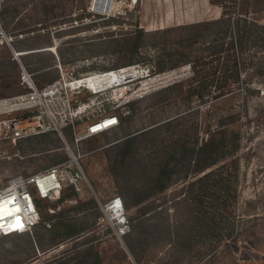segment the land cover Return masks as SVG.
Here are the masks:
<instances>
[{
	"label": "rangeland",
	"instance_id": "rangeland-1",
	"mask_svg": "<svg viewBox=\"0 0 264 264\" xmlns=\"http://www.w3.org/2000/svg\"><path fill=\"white\" fill-rule=\"evenodd\" d=\"M94 1L0 0V98L29 90L22 64L40 89L63 75L137 71L72 96L91 106L62 133L14 142L4 129L1 187L73 153L85 177L81 190L66 178L46 198L31 185L40 219L0 236V264H73L92 252L103 264H264V0H112L108 12ZM240 14L260 29L236 31ZM93 113L126 119L77 142ZM114 195L129 220L123 235L102 207ZM62 223L82 231L70 236Z\"/></svg>",
	"mask_w": 264,
	"mask_h": 264
},
{
	"label": "built area",
	"instance_id": "built-area-1",
	"mask_svg": "<svg viewBox=\"0 0 264 264\" xmlns=\"http://www.w3.org/2000/svg\"><path fill=\"white\" fill-rule=\"evenodd\" d=\"M16 55L19 54L16 53ZM21 66V83L29 90L27 93L19 94L15 98H0V114L7 115V118H0V135L4 134V129L7 128L6 136H12L14 142L30 133L44 132L49 129L56 128L62 133L63 125L74 124L76 120L86 114L88 108L91 106L92 101L78 104L71 102L72 96L81 92V89H87L93 94H99L133 81L135 77L125 82L107 83L98 88L86 85L87 80L91 78H104L109 76V74L120 73L129 68H136L135 66H131L95 72L80 77H71L70 81L65 80L67 76L63 75L58 80L40 89L33 79V74L23 64ZM58 67L61 68V65H58ZM58 102L63 103L66 111V119H62L61 117L60 124H58V116H60L61 112L58 110ZM46 103H52L55 109L53 111L50 110ZM12 106L16 107L8 109V107ZM93 115L94 118L88 123L86 128L77 134V142L107 132L120 124V118L117 114L93 113ZM74 161L79 163L75 153H73L72 160L68 161V164L65 166L56 165L41 170L29 177L16 176L11 178L5 186H0V220L11 219L12 217L8 218L9 215H2L1 213L11 210L10 208L13 206L19 205L17 214H19L23 222L22 226L15 228L8 227L7 223L0 222V236L25 232L38 223L40 214L31 185L43 198L50 197L53 191L60 193L66 178L70 179V182L75 183L78 190L82 189L79 183L82 179L84 180L85 174L80 166L77 171L74 172L72 170ZM32 199L34 200V206L31 204ZM102 207L106 215L119 227L120 235L125 234L129 228V220L122 197L114 195Z\"/></svg>",
	"mask_w": 264,
	"mask_h": 264
},
{
	"label": "bare ground",
	"instance_id": "bare-ground-1",
	"mask_svg": "<svg viewBox=\"0 0 264 264\" xmlns=\"http://www.w3.org/2000/svg\"><path fill=\"white\" fill-rule=\"evenodd\" d=\"M97 3L99 5H102L104 9L105 8L109 9L111 7L112 0H97ZM106 12H108V10ZM135 70L136 69L124 70L123 72H120V73L109 74V76H106L104 78H101V77L100 78H91L90 80L86 81V85L98 88L99 86H102V85L107 84V83L113 84V83H119L121 81L125 82V81H128V80L132 79L133 77H135L136 72H137ZM15 107L16 106L8 107V109L15 108ZM56 192L53 191V193H56ZM57 193H59V192H57ZM31 204L33 206L35 205L33 199H32ZM18 207H19V205H17L16 207L13 206L10 208L11 210H7V211L2 212L1 213L2 215H9L8 218H10V217H12V218L11 219H1L0 222L7 223L8 224L7 226L12 227V228L22 226L23 222L21 220V217H19V214H17Z\"/></svg>",
	"mask_w": 264,
	"mask_h": 264
},
{
	"label": "trees",
	"instance_id": "trees-1",
	"mask_svg": "<svg viewBox=\"0 0 264 264\" xmlns=\"http://www.w3.org/2000/svg\"><path fill=\"white\" fill-rule=\"evenodd\" d=\"M233 22H234V26L236 28V31H239V30L241 31V29H242L241 27L243 26L242 24L244 22H246V23L249 22L255 28L260 29V25L256 20H251L248 16H243L241 14L236 16L233 19ZM136 50H137V48H136ZM236 58H239V56ZM244 87L246 89L252 88L250 83H247L246 85H244ZM119 118H120V124H121V122L123 123L126 119L125 117H119ZM70 127H71V125H70ZM134 140H135V135H130V136L126 137V139H124L123 144L127 148V147L132 145ZM209 143H210V141H207L204 145L208 146ZM36 202L39 205L40 201L36 200ZM59 226L62 230H64L66 232V234H68L70 236L78 235L82 231L79 227L73 226L72 224H68V223H62ZM68 264H70V263H68ZM73 264H103V258L101 257V255L98 252H92L90 255L88 254V257H84V259H82L76 263H73Z\"/></svg>",
	"mask_w": 264,
	"mask_h": 264
},
{
	"label": "water",
	"instance_id": "water-1",
	"mask_svg": "<svg viewBox=\"0 0 264 264\" xmlns=\"http://www.w3.org/2000/svg\"><path fill=\"white\" fill-rule=\"evenodd\" d=\"M92 8L96 10L104 11V12L107 11V8L104 9L102 5H99L97 3V0L94 1Z\"/></svg>",
	"mask_w": 264,
	"mask_h": 264
}]
</instances>
